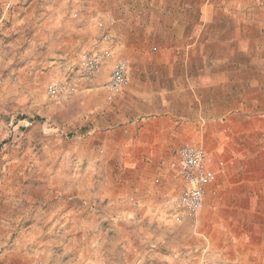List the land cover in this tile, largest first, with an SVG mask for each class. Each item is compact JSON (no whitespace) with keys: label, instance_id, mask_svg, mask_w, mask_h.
I'll list each match as a JSON object with an SVG mask.
<instances>
[{"label":"crops","instance_id":"crops-1","mask_svg":"<svg viewBox=\"0 0 264 264\" xmlns=\"http://www.w3.org/2000/svg\"><path fill=\"white\" fill-rule=\"evenodd\" d=\"M34 2L21 18L37 8L45 39L60 36L63 51H73L106 32L113 55L82 86L91 93L71 99L81 131L70 159L39 163L40 180L49 182V192L40 187L48 198L39 205L44 230L67 225L78 232L74 220L87 213L102 243L126 251L118 264H264V0ZM114 57L126 60L128 74L110 93ZM184 144L204 152L214 180L188 224L196 243H171L178 227H161L167 212L175 220L167 205L183 187L176 153ZM20 163L13 161L7 176L16 192L31 175L32 163ZM96 199L106 205L79 206ZM110 231L119 234L116 242ZM24 256L12 249L0 264H34ZM102 257L91 262L117 264Z\"/></svg>","mask_w":264,"mask_h":264},{"label":"rangeland","instance_id":"rangeland-1","mask_svg":"<svg viewBox=\"0 0 264 264\" xmlns=\"http://www.w3.org/2000/svg\"><path fill=\"white\" fill-rule=\"evenodd\" d=\"M28 2L0 0V261L12 249H20L24 257L34 261L39 258L45 264H93L91 260L95 256L102 259L105 258L102 256L111 257L118 264L126 251L118 243H102L103 232L98 234L94 230L91 220H88L93 217L87 216V213L74 220L80 229L78 232L67 225L44 230V212H39V205L48 202V198L45 199L44 192L40 195V187L46 185L44 189L49 192V182L40 180L39 163L47 161L49 164L56 157L59 160L70 159L74 136L78 134L76 130H80L77 121L70 115L74 110L71 99L77 95L85 99L91 91L82 90V86L97 76L89 82L79 79L77 72L81 52L92 45L63 51L60 36L49 34L45 39L43 34H39L41 21L37 8L35 15L21 18L28 13L25 10ZM34 5L38 6V0ZM68 17L71 19L73 16L69 14ZM56 82L74 87L73 94L64 100L50 98L47 87ZM78 109L85 112L86 104L81 103ZM21 160L32 163L31 175L16 192L14 187H9L7 176L11 163L15 161V165L21 167ZM15 195L20 199H14ZM175 199L169 201L167 206L173 207L176 220L181 216ZM13 204L18 205L19 210L12 209ZM104 205L106 203L99 199L94 203L85 200L79 202V206L85 210L92 207L102 209ZM168 214L167 217L164 215V221L169 222H164L162 231H172L178 227L171 243H196L189 231L191 221L187 218L182 220L181 217L180 222H173ZM64 218H58V221L63 222ZM103 226L105 228V224ZM113 234L110 231L106 236L111 235L112 241L116 242L119 234ZM169 263V260L157 261V264Z\"/></svg>","mask_w":264,"mask_h":264},{"label":"built area","instance_id":"built-area-1","mask_svg":"<svg viewBox=\"0 0 264 264\" xmlns=\"http://www.w3.org/2000/svg\"><path fill=\"white\" fill-rule=\"evenodd\" d=\"M110 36L104 32L91 48L81 52L77 72L79 79L86 81L94 79L102 70L106 62L112 57ZM128 64L119 58L112 64L106 88L110 93H116L126 84ZM75 88L67 83H51L47 87V94L56 100L68 99ZM179 176L183 187L174 203L180 209L182 218L193 223L196 214L204 203L206 187L214 180V171L208 166L204 152L195 145L184 144L177 150ZM222 166L223 162H219ZM181 217H178L180 220ZM42 259H36L34 264H45Z\"/></svg>","mask_w":264,"mask_h":264}]
</instances>
